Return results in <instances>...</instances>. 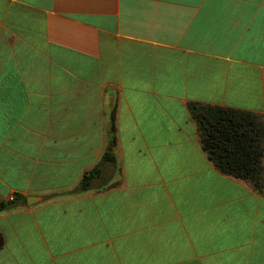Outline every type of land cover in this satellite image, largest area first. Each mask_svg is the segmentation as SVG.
I'll return each instance as SVG.
<instances>
[{
    "label": "crops",
    "instance_id": "0c3cea01",
    "mask_svg": "<svg viewBox=\"0 0 264 264\" xmlns=\"http://www.w3.org/2000/svg\"><path fill=\"white\" fill-rule=\"evenodd\" d=\"M191 103L264 121V0H0V264H264Z\"/></svg>",
    "mask_w": 264,
    "mask_h": 264
},
{
    "label": "trees",
    "instance_id": "16d2710c",
    "mask_svg": "<svg viewBox=\"0 0 264 264\" xmlns=\"http://www.w3.org/2000/svg\"><path fill=\"white\" fill-rule=\"evenodd\" d=\"M203 150L218 171L251 185L264 195V121L259 114L234 108L191 103ZM111 146L115 143V115H112ZM106 163L115 164V156L106 153L102 161L86 172L75 193L93 189ZM26 206V198L17 194L13 201L0 202V213ZM5 241L0 233V251Z\"/></svg>",
    "mask_w": 264,
    "mask_h": 264
},
{
    "label": "water",
    "instance_id": "95a60500",
    "mask_svg": "<svg viewBox=\"0 0 264 264\" xmlns=\"http://www.w3.org/2000/svg\"><path fill=\"white\" fill-rule=\"evenodd\" d=\"M32 199H33V197H30L29 199H28V202H29V204L30 205H32L33 203L31 202L32 201Z\"/></svg>",
    "mask_w": 264,
    "mask_h": 264
},
{
    "label": "built area",
    "instance_id": "2783aa9c",
    "mask_svg": "<svg viewBox=\"0 0 264 264\" xmlns=\"http://www.w3.org/2000/svg\"><path fill=\"white\" fill-rule=\"evenodd\" d=\"M14 198H15V196H14V197H10L9 201H13V200H14Z\"/></svg>",
    "mask_w": 264,
    "mask_h": 264
}]
</instances>
